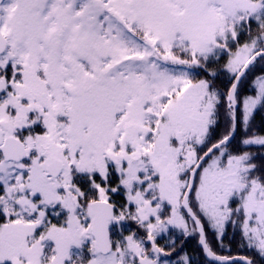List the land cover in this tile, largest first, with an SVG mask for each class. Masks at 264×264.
Listing matches in <instances>:
<instances>
[{"label":"snow or ice","instance_id":"6c2138e0","mask_svg":"<svg viewBox=\"0 0 264 264\" xmlns=\"http://www.w3.org/2000/svg\"><path fill=\"white\" fill-rule=\"evenodd\" d=\"M261 112L264 0H0V264H264Z\"/></svg>","mask_w":264,"mask_h":264},{"label":"trees","instance_id":"16d2710c","mask_svg":"<svg viewBox=\"0 0 264 264\" xmlns=\"http://www.w3.org/2000/svg\"><path fill=\"white\" fill-rule=\"evenodd\" d=\"M264 123V112L258 113L256 115V124L259 126L260 124ZM227 243V241L225 242ZM186 248L191 253L193 251H198L197 241L195 238H189L186 242ZM235 251V249H233Z\"/></svg>","mask_w":264,"mask_h":264}]
</instances>
